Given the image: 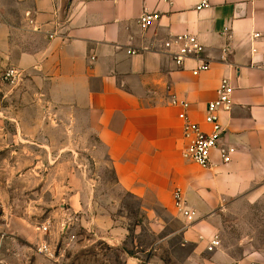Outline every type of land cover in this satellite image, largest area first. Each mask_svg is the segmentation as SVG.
Instances as JSON below:
<instances>
[{"label": "crops", "instance_id": "obj_1", "mask_svg": "<svg viewBox=\"0 0 264 264\" xmlns=\"http://www.w3.org/2000/svg\"><path fill=\"white\" fill-rule=\"evenodd\" d=\"M10 1L20 17L4 28L12 40L0 38L2 52L6 46L32 92L42 94L50 118L84 126L77 138L84 151L137 201L143 225L135 233L151 239L135 244L139 258L264 264L257 228L243 234L232 224L264 220V0H208L199 11L200 0ZM144 13L157 16L146 30L138 25ZM180 34L197 38L207 71L194 76L197 60L179 68L163 52V42ZM223 78L234 92L231 111L220 114L221 144L235 154L224 165L215 152L203 170L180 158L181 122L169 101L189 103L190 119L206 129L204 110ZM175 189L196 212L191 224L173 209ZM99 216L93 225L109 227L117 241L126 237L118 220ZM214 237L220 244L208 252Z\"/></svg>", "mask_w": 264, "mask_h": 264}, {"label": "rangeland", "instance_id": "obj_2", "mask_svg": "<svg viewBox=\"0 0 264 264\" xmlns=\"http://www.w3.org/2000/svg\"><path fill=\"white\" fill-rule=\"evenodd\" d=\"M2 5L0 38L10 42L4 28L17 24L20 14L10 0ZM4 49L0 47V75L15 67ZM27 79L25 75L14 89L0 82L6 119L0 122V264L146 263L134 247L151 241L135 233L143 225L137 201L119 192L110 169L97 166L96 158L84 151L77 139L84 126L50 118L44 97L32 92ZM65 133L74 134L73 139H61ZM98 214L118 220L126 237L117 241L109 227L93 225ZM232 224L241 225L243 234L254 233V225V239L264 242V220ZM41 245L50 249L51 257L38 252Z\"/></svg>", "mask_w": 264, "mask_h": 264}, {"label": "built area", "instance_id": "obj_3", "mask_svg": "<svg viewBox=\"0 0 264 264\" xmlns=\"http://www.w3.org/2000/svg\"><path fill=\"white\" fill-rule=\"evenodd\" d=\"M209 5L208 0H200L196 10L199 11ZM157 20L155 14L144 13L139 17L138 25L146 30ZM163 52L167 54L176 67L183 68L187 60H197V65L192 70V75L196 76L209 69V65L200 59L203 47L197 38L189 34L172 36L162 44ZM24 72L21 69L10 67L5 69L0 75V82L9 88H17L24 80ZM234 87L230 80L223 78L220 80L215 91V99L206 104L203 116V123L206 129L196 122H193L189 115L190 105L186 101L172 97L169 101L171 107L178 109V119L181 122L182 141L179 150L180 158L184 162L208 170L212 168V155L216 152L221 164L231 162L235 149L228 145H222L224 129L220 123V114L229 113L232 109V95ZM5 116L0 103V122ZM172 206L177 215L191 224L196 220V212L191 209L180 189L173 192ZM46 231V227H42ZM220 242L214 237L208 242L206 250L213 252ZM38 252L44 256H50V249L46 245L38 247ZM144 264H148L147 262Z\"/></svg>", "mask_w": 264, "mask_h": 264}]
</instances>
